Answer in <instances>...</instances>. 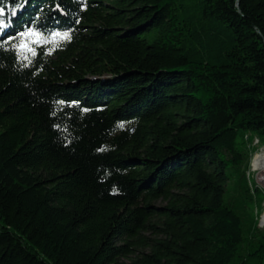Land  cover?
Returning a JSON list of instances; mask_svg holds the SVG:
<instances>
[{
	"label": "trees",
	"instance_id": "1",
	"mask_svg": "<svg viewBox=\"0 0 264 264\" xmlns=\"http://www.w3.org/2000/svg\"><path fill=\"white\" fill-rule=\"evenodd\" d=\"M254 140L264 0H0V264H264Z\"/></svg>",
	"mask_w": 264,
	"mask_h": 264
},
{
	"label": "rangeland",
	"instance_id": "2",
	"mask_svg": "<svg viewBox=\"0 0 264 264\" xmlns=\"http://www.w3.org/2000/svg\"><path fill=\"white\" fill-rule=\"evenodd\" d=\"M250 146L255 147L257 149L252 153L251 156L252 158L250 160V167L245 175L246 178L247 176L250 177V180L248 181V186L250 189V194L253 195L254 200L252 203L248 205L246 209L249 214H253L254 217H256L257 227L264 233V227H261L259 225L260 216H262L264 213V171H260V170L256 171L253 170L252 168L254 157L262 148H264V146L259 147L258 141L256 142L255 140L252 142ZM254 189L260 190L263 194L259 193L257 195L256 192H254L255 191Z\"/></svg>",
	"mask_w": 264,
	"mask_h": 264
},
{
	"label": "bare ground",
	"instance_id": "3",
	"mask_svg": "<svg viewBox=\"0 0 264 264\" xmlns=\"http://www.w3.org/2000/svg\"><path fill=\"white\" fill-rule=\"evenodd\" d=\"M253 170L264 171V148H262L253 159Z\"/></svg>",
	"mask_w": 264,
	"mask_h": 264
},
{
	"label": "built area",
	"instance_id": "4",
	"mask_svg": "<svg viewBox=\"0 0 264 264\" xmlns=\"http://www.w3.org/2000/svg\"><path fill=\"white\" fill-rule=\"evenodd\" d=\"M255 141L257 142V140H255ZM259 225H260L261 227H264V213H263L262 216H260Z\"/></svg>",
	"mask_w": 264,
	"mask_h": 264
},
{
	"label": "snow or ice",
	"instance_id": "5",
	"mask_svg": "<svg viewBox=\"0 0 264 264\" xmlns=\"http://www.w3.org/2000/svg\"><path fill=\"white\" fill-rule=\"evenodd\" d=\"M64 36L67 37L68 36V33H64Z\"/></svg>",
	"mask_w": 264,
	"mask_h": 264
}]
</instances>
